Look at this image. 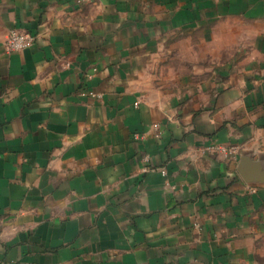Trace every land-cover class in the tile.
Listing matches in <instances>:
<instances>
[{
    "label": "crops",
    "instance_id": "1",
    "mask_svg": "<svg viewBox=\"0 0 264 264\" xmlns=\"http://www.w3.org/2000/svg\"><path fill=\"white\" fill-rule=\"evenodd\" d=\"M0 264H264V0H0Z\"/></svg>",
    "mask_w": 264,
    "mask_h": 264
},
{
    "label": "built area",
    "instance_id": "2",
    "mask_svg": "<svg viewBox=\"0 0 264 264\" xmlns=\"http://www.w3.org/2000/svg\"><path fill=\"white\" fill-rule=\"evenodd\" d=\"M34 41V38L28 34V33H23L17 30H11L9 32L7 41L5 43V52L7 54L9 53H15V52H20L27 47H29ZM91 95H93L91 93ZM140 138H143L141 135L135 134L134 139L139 140ZM218 153H223V154H229L233 153L232 149H226L224 147H215L214 149Z\"/></svg>",
    "mask_w": 264,
    "mask_h": 264
}]
</instances>
